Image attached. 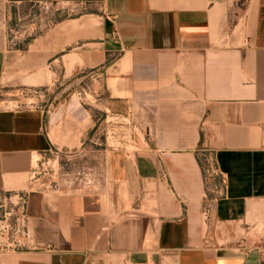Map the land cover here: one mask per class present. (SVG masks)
I'll return each mask as SVG.
<instances>
[{
  "label": "crops",
  "instance_id": "obj_1",
  "mask_svg": "<svg viewBox=\"0 0 264 264\" xmlns=\"http://www.w3.org/2000/svg\"><path fill=\"white\" fill-rule=\"evenodd\" d=\"M9 1L102 10L100 35L62 57L59 80L56 31L0 50V84L22 69L56 90L46 110L0 106V200L25 201L27 247L12 264H264L211 246L206 222L210 191L217 226L264 222V0ZM58 83L85 85L117 119L102 125L92 187L56 192L42 177L48 154L84 146L93 122L72 100L58 106ZM69 115L80 118L59 129ZM207 163L220 179L209 191Z\"/></svg>",
  "mask_w": 264,
  "mask_h": 264
},
{
  "label": "rangeland",
  "instance_id": "obj_2",
  "mask_svg": "<svg viewBox=\"0 0 264 264\" xmlns=\"http://www.w3.org/2000/svg\"><path fill=\"white\" fill-rule=\"evenodd\" d=\"M101 14L100 7L90 5L70 3L20 5L11 3L9 0H0V50L7 47L11 51L36 37L47 36L56 31L58 34L57 75L59 80L62 75L60 67L62 57L76 53V48L91 42L100 35ZM20 71L22 72V69ZM20 71H15L14 74L8 76L5 73L1 76L0 106L12 109L38 107L46 110L47 106L54 101L55 87L45 84L46 76L24 78ZM46 75L48 79L53 74ZM82 88H85V85L70 88V84L58 83V106L61 102L65 104L72 100L82 112L83 108L84 112L86 110L90 112L93 122H85V124L90 123L91 130L86 136L84 146L73 150L55 149L43 160L40 168L42 177H44V183H47L52 191L58 192V188L60 189L62 184L66 183L80 187V189L88 185L93 186L95 182L93 177L103 171L102 149L105 148L106 133L102 125L104 123L115 124L117 119L110 117L108 122H105L106 104L88 95ZM78 118L80 117L69 115L62 121L61 117H58V128L70 127ZM78 127L81 128L79 122ZM58 133L61 135L60 130ZM209 168L210 173L207 171ZM205 173L208 179V191L211 184H220L219 176L214 171V165L207 163ZM210 193L213 195L210 200L216 199L217 193L212 191ZM22 213V205L18 203V199L6 197L0 200V264H12L13 252L27 247L22 237ZM206 222L209 233H212L211 246L229 247L235 251L249 248L256 252L258 248L264 246V222L250 229L239 230ZM13 228L15 234L20 235L19 241L17 239L13 241Z\"/></svg>",
  "mask_w": 264,
  "mask_h": 264
},
{
  "label": "built area",
  "instance_id": "obj_3",
  "mask_svg": "<svg viewBox=\"0 0 264 264\" xmlns=\"http://www.w3.org/2000/svg\"><path fill=\"white\" fill-rule=\"evenodd\" d=\"M76 5H78V4H76ZM208 171V173H210L211 171H210V168L207 170ZM59 189V188H58ZM213 200H210V203H208V206H207V220L209 221V222H212L213 224H214V221H215V218L213 217V213H212V209H213ZM18 203L21 205V203H22V205L25 203V201L23 200V197H18ZM10 215V214H9ZM22 215H24V211H23V213H22ZM15 228V227H14ZM13 228V230H15ZM256 252V250H252V252ZM257 253L262 257V258H264V246L263 247H260V248H258L257 249Z\"/></svg>",
  "mask_w": 264,
  "mask_h": 264
}]
</instances>
